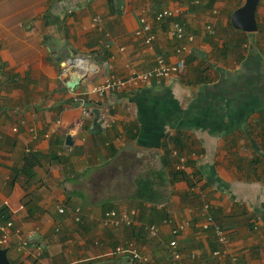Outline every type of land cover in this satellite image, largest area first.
<instances>
[{
    "label": "crops",
    "instance_id": "1",
    "mask_svg": "<svg viewBox=\"0 0 264 264\" xmlns=\"http://www.w3.org/2000/svg\"><path fill=\"white\" fill-rule=\"evenodd\" d=\"M234 4L0 0V202L18 232L7 251L11 264H138L115 252L124 241L146 258L141 264H175L166 248L173 239L182 264H232V251L240 264H264V2L259 29L237 49L244 35L229 27ZM169 8L179 15L155 23ZM142 15L155 36L150 49L135 35ZM95 17L101 23L93 28ZM171 21L193 37L184 69L95 101L91 90L108 74L147 71L157 55L176 60ZM75 55L95 68L71 91L59 67ZM170 138L181 142L186 178L169 187L166 203L146 204L131 228L102 227L107 210H138L139 178L175 170ZM204 205L227 247L202 229ZM148 220L159 226L157 237L146 235ZM184 222L174 237L172 228ZM24 239L29 244L18 250Z\"/></svg>",
    "mask_w": 264,
    "mask_h": 264
},
{
    "label": "built area",
    "instance_id": "2",
    "mask_svg": "<svg viewBox=\"0 0 264 264\" xmlns=\"http://www.w3.org/2000/svg\"><path fill=\"white\" fill-rule=\"evenodd\" d=\"M159 1V0H157ZM72 13V11H69ZM180 13L179 8H169L163 9L155 14L154 22L157 24L163 23L167 19H173L177 17ZM101 23V19L99 17H95L92 22V27H98ZM206 30L209 34L213 35L214 31L210 25L206 27ZM136 37L143 38L144 44L150 49L151 44L155 39V36L151 33V25L147 21L144 15L140 16L138 19V29L135 32ZM170 37L175 41V56L176 60L174 62H168L162 55H157L155 58L154 66L143 72H135L126 78H119L113 74H108L101 83L95 85L91 93L95 96V101H99L103 99L106 94L110 93H119L127 89H138L149 85L153 81H159L161 79L171 78L174 75L179 74L184 69V59L187 55L191 53L190 43L193 41L192 36H187L183 27L177 21L170 22ZM94 65L89 64V61L84 56L75 55L73 57L67 58L64 61H61L59 67V79L60 81L66 79L71 73L76 72L84 77L88 75L90 72L94 70ZM84 79V78H83ZM64 82V81H62ZM83 106V104H82ZM20 125H25L24 120H20ZM17 129L14 128L13 131ZM33 129L30 128L29 132H32ZM28 152V150H27ZM184 159L181 158L174 166L175 170H183L184 169ZM2 206V202H0V207ZM65 209L63 207H59L57 212L59 214H64ZM201 215L203 217L202 229L204 231L210 230L215 242L222 247L228 246V238L213 221L212 217L208 212V205H204ZM137 217V211L135 209H110L103 213L100 219V225L105 228L111 229H119L123 227L132 226L135 222V218ZM80 217L77 215L75 217V222H79ZM164 224H170V220H164ZM186 226H188V222H184L174 226L171 230V234L176 237L180 231H182ZM148 235L150 238H154L158 236L159 226L156 224H152L147 227ZM18 232L14 230L12 221H7L6 223H2L0 221V249H8L11 247V239L14 234ZM29 239L21 240L18 244V250L26 248L29 244ZM177 243L176 240H171L167 249L170 253L175 264L181 263V255L176 249ZM37 256L40 255L41 249H37ZM115 252L123 255L124 253L132 254L133 259H141L146 261V258H140L137 254L136 250L131 247V245L118 246L115 249ZM229 259L232 264H240L239 256L236 252L232 251L229 254ZM214 256L219 257V252L215 251Z\"/></svg>",
    "mask_w": 264,
    "mask_h": 264
},
{
    "label": "trees",
    "instance_id": "3",
    "mask_svg": "<svg viewBox=\"0 0 264 264\" xmlns=\"http://www.w3.org/2000/svg\"><path fill=\"white\" fill-rule=\"evenodd\" d=\"M239 7L240 6H238L237 8H239ZM229 27L233 31L238 32V33H242L244 35V39L240 43H237V45H235L234 48L235 49L241 48L242 45H246L248 47L249 44H248V40L247 39L251 38V36L253 34H245L242 31L235 30L231 26L230 21H229ZM257 27L259 29V25L258 24H257ZM191 53H192V51H191ZM87 104H88V102H87ZM170 139L174 142V145L176 147H178V149H176L174 155L171 154V156L169 158L171 159V161H174L176 163L181 158H183L184 159L183 165H184V168H185V165L187 164V158H186V156L182 155V153H181V142L178 141L175 138H174V140H173V138H170ZM28 156L35 157V155H33L31 153L28 154ZM28 163L29 162L27 161V164ZM28 165H26L27 168L25 169V171L23 170V172H25V174H26V176H28V178H32L33 175L30 172V169H29ZM167 165H168V163H167V159H166L162 166L163 167H167ZM183 170H178L177 171V170L172 169V170H169V171L164 173L163 169H161V170H158V171H155V172H151V173H149L148 176H143L142 178H139L137 180V182H136V185H137L136 199L141 204L138 206L139 212H138L137 209H135L137 211V217L135 218V220L138 219L139 213L145 214L146 210H144V208H145L146 204H150V206L153 208V207H155L157 205L164 204V203H166L168 201V198L170 197L169 196L170 195L169 187L172 184H174L176 182H179V181H182V180H184L186 178V175L183 173ZM156 184H157L158 188L156 187ZM162 188H163V191H162ZM132 209H134V208H132ZM149 214H150V212L148 213V215ZM162 217H164V216H162ZM165 218L166 217H164L163 219H165ZM166 220H168V219H166ZM0 221L2 223H6L7 221H10V218H9V216L7 214L6 207L3 206V205L0 207ZM157 222H160V221H157ZM76 223L77 224L81 223V219H80L79 222H76ZM150 224H152V220H148L147 225L150 226ZM132 226L123 227V228H131ZM144 227L145 226H143V228ZM147 227L148 226L145 227L146 235H148ZM129 244L131 245L132 248H134L136 250L135 245H134V243L132 241H124L123 243L119 244L118 246H125L126 247ZM137 251L138 250H136V252ZM124 254H126V253H124ZM137 254L140 256L139 251L137 252ZM130 255L132 256V254H130ZM140 258H141V256H140ZM133 260L140 261L138 264H141V259H133Z\"/></svg>",
    "mask_w": 264,
    "mask_h": 264
},
{
    "label": "water",
    "instance_id": "4",
    "mask_svg": "<svg viewBox=\"0 0 264 264\" xmlns=\"http://www.w3.org/2000/svg\"><path fill=\"white\" fill-rule=\"evenodd\" d=\"M259 2L260 0H245L243 5L231 14V26L244 33H255L257 31L256 9ZM83 78L84 76L79 73H71L70 78L66 83V87L73 91ZM66 144H71V138L69 136L66 139ZM0 264H11L6 249H0Z\"/></svg>",
    "mask_w": 264,
    "mask_h": 264
},
{
    "label": "rangeland",
    "instance_id": "5",
    "mask_svg": "<svg viewBox=\"0 0 264 264\" xmlns=\"http://www.w3.org/2000/svg\"><path fill=\"white\" fill-rule=\"evenodd\" d=\"M244 1L245 0H234V2H235V4H234V6H233V8H235V7H238V6H241L243 3H244ZM264 2V0H260V3H263ZM232 8V9H233ZM261 12H262V10H261ZM242 36V35H241ZM240 36V37H241Z\"/></svg>",
    "mask_w": 264,
    "mask_h": 264
}]
</instances>
